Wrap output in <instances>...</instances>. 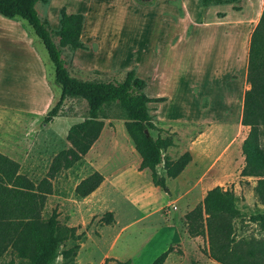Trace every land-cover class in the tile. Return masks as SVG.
Listing matches in <instances>:
<instances>
[{"label":"rangeland","instance_id":"374dc122","mask_svg":"<svg viewBox=\"0 0 264 264\" xmlns=\"http://www.w3.org/2000/svg\"><path fill=\"white\" fill-rule=\"evenodd\" d=\"M62 1L86 13L83 14L86 18L82 42L87 49L60 48L61 58L71 76L80 80L119 79L122 77L119 71L133 68L145 81L146 95L166 96V100L157 103L158 107L155 103L148 104L155 124L162 130L146 131L152 137L173 133V145L164 151L169 159L185 151L190 154L191 163L178 182H174L184 186L182 199L184 203L188 200L187 204L180 202L178 207L180 224L185 227L183 213L199 204L202 193L215 185L232 191L235 206L241 213L264 212V206L257 203L253 193L256 178L239 175L243 165L241 143L248 127L240 124V115L239 119L237 117L242 94L248 87L244 62L248 37L258 19L261 3L237 0L203 8L198 0H150L152 4L155 2L151 6H143L136 0H48L36 3L37 15L47 21L57 20L58 9L66 6L60 3ZM33 37L47 61L46 73L50 79L52 64L42 44ZM52 40L56 43L57 37L52 35ZM85 111L84 101L76 98H67L62 107V113L75 121L82 120ZM117 114L112 111L110 117L103 120L100 141L89 153L93 155L98 151L101 143L106 145L105 150L113 159L101 169L105 174L133 158L123 119ZM47 129L36 130L38 136L33 138L20 169L34 183L45 175L54 154L69 148L63 138ZM260 146L264 150L263 141ZM91 170L92 166L84 159L69 169H62L51 180L52 190L41 210L42 218L46 219L55 210L59 225L73 226L77 234H82L77 240L79 247L74 257L64 259L61 256L59 251L72 244L63 242L48 264H130V261L131 264H150L168 244L179 238L185 250H191V244L183 235L175 234L176 212L168 216L171 225L163 226L161 216L167 211L163 207L161 213L156 212L159 192L139 186L140 183L129 175L125 177L131 184L130 192L120 187L121 193L108 190L101 199V204L113 208L87 209L81 199L74 196L73 188ZM169 186L172 187V183L169 182ZM125 191L131 199H138L137 205L123 195ZM108 211L111 220L106 223L101 217H109ZM145 213L149 216L139 221ZM235 234L236 239L248 243L264 238V229L246 218L237 219ZM198 238L197 245L202 250L200 241L205 248L206 237ZM109 253L119 257L120 263L117 260L103 263ZM172 253L174 262L171 263V257L165 264H219L205 253L200 259L191 254L183 258L179 245L172 247ZM10 258L16 264H27L8 252L0 258V264Z\"/></svg>","mask_w":264,"mask_h":264},{"label":"trees","instance_id":"16d2710c","mask_svg":"<svg viewBox=\"0 0 264 264\" xmlns=\"http://www.w3.org/2000/svg\"><path fill=\"white\" fill-rule=\"evenodd\" d=\"M144 5L152 2L136 0ZM237 0H198L201 7L231 4ZM37 2L48 0H0V14L15 17L24 22L29 31L44 47L47 58L52 64L53 74L49 84L53 88L54 98L42 116V122L51 121L62 114L67 98L83 100L86 106L82 120L71 124L65 139L70 143L67 150H60L51 160L47 175L37 183L18 172V164L0 153V258L11 253L27 264H48L63 242L72 244L59 253L64 259L75 256L79 247L77 240L81 233L75 227L59 225L57 213L52 210L43 219L41 210L47 194L51 192L48 178L60 168L80 162L96 140L103 126V120L116 111L123 119V127L130 138L135 152L140 157L137 170L147 168L151 182L167 192L165 177L159 176L155 166L162 163L165 176L174 178L189 162L190 155L183 152L175 159L164 155L166 148L173 145V133L152 137L144 130L161 131L154 123L149 102L163 101V97H148L144 91V81L136 76L133 68L119 71L121 78L110 80H80L71 76L61 58L60 48L87 49L80 40L84 15L80 12L67 13L64 6L58 9V28L52 29L45 18L37 15ZM52 35L57 37L53 42ZM245 82L247 89L242 94L240 124L248 127L241 143L243 165L240 176L256 177L253 193L256 201L264 206V0L256 23L250 31L245 59ZM261 138V139H260ZM102 176L97 171L90 172L74 187L73 193L81 198L94 190ZM107 218L101 220L109 223ZM186 233L190 237L205 236L206 247L202 251L219 264H264V238L249 240L236 239L235 220L256 223L264 229V212L245 215L235 206L230 189L215 185L206 190L201 202L183 215ZM167 249L158 254L150 264H162ZM110 259H105L104 262ZM120 263L119 261H117ZM126 262V261H125ZM2 264H16L13 258Z\"/></svg>","mask_w":264,"mask_h":264},{"label":"crops","instance_id":"0c3cea01","mask_svg":"<svg viewBox=\"0 0 264 264\" xmlns=\"http://www.w3.org/2000/svg\"><path fill=\"white\" fill-rule=\"evenodd\" d=\"M60 3L66 5L65 10L67 13H72V12L74 13L80 11L82 12V14H86L83 9L73 7L72 5L67 6V2L62 1ZM154 3L155 2H153V4L151 5H154ZM151 5H143V6H151ZM85 18L83 21H85ZM48 24L52 29H57L58 16H57V20L55 21L49 20ZM83 25L80 33L81 41H84ZM74 50L76 51L78 49H74ZM46 64L47 61L45 57H43L41 52L38 50L35 39L28 31L26 26L18 18L5 17L0 14V153L17 162L19 173H21L20 169L22 163L25 161L26 156L29 154L33 138L36 135L38 136V131L36 130H40V127L45 128V130L46 128H49L47 130H52L53 132H55L58 136L63 138V140L70 147V143L65 139V135L68 127L71 124L78 122L75 121L74 118H72L71 116L63 113L61 115L54 116L49 122L46 123L42 122V116L51 105L55 94L53 88L49 84V78H48L49 76L46 73ZM145 88H146V84L144 81V88H143L144 93H145ZM163 96L164 95H162L161 97ZM154 97H160V96H154ZM163 98L164 100H166V96ZM151 103H155L157 106L158 102H149L148 104ZM239 115L240 114L238 110L237 111L238 119H239ZM164 120H171V119H163V121ZM35 123L38 124L35 125ZM60 126L61 129L59 131L58 129ZM102 132H103V126L96 140L91 144L87 152L81 157V161L85 159L86 162H88L92 166L91 172L97 171L102 176L101 182L94 190H92L86 196L79 198L81 199L82 204H85L88 207L87 209L89 210L92 209L98 210L103 206L112 207L107 204H101V199L104 197V195H107L108 190H113V192L121 193L118 191V188L120 187L124 189L126 188L125 190H127V192H130L131 189L129 187L131 186V184L130 183L128 184V181L125 177L126 175H129L131 178H134L133 180H135L137 184L140 183L139 186L145 187L151 192L152 190H154V192H159V195H157V193L155 194L157 195V197L159 196L160 199L159 205L156 207V212L161 213L160 211L163 210V207L167 211L166 215L163 216L161 214L162 225L170 226L171 221L169 220L168 216L169 214H171L172 211L176 212L174 219V222L176 223V227L174 229L175 234L177 233L178 235L182 234L183 237L187 240V242L191 244L192 248L189 251L185 250V248L182 246L181 238H179L180 240H178L175 243L168 244V246L165 249H167L170 246L171 251L167 254L162 264H165L171 257H173L171 263L174 262L175 255L172 253V247L175 245H179L180 251L182 253L181 257L183 256V258H186L190 254L193 255L195 259H200L202 256H204L202 254L204 252L202 250H199L197 245L199 242L198 237L201 236L190 237L186 233V228L183 227L182 224H180V220L177 218V210L178 207H180V202L181 204L184 203L182 199L183 196L182 192L184 191V189L182 188H184V186L179 184L175 185L174 182H178V180L180 179V177L182 176L188 165L191 163L192 161L191 157L189 162L184 166L181 172L174 178H169L165 176V171L163 169L162 163H159L161 164L160 166L159 164L155 166L156 173L159 176L165 177V186L167 188V192H164L161 190L159 186H156L151 182L149 176V170L147 168H144L142 170H137V166L139 165L140 162V157L135 152L132 142L130 138L127 136V134L126 136L125 135L124 136L131 143L133 150V158L130 160L126 159L123 163L119 164L115 168H112V170H110V172H108L107 174L102 172L101 169H103L105 166H108L113 159L112 156L110 157L107 154L105 150L106 145L104 143H101L99 145L98 151H96L93 155L89 154L92 147L96 145L98 141H100ZM56 154L57 153H55L54 156ZM76 163L71 164L67 168H60L58 172L54 173V175L51 178H48L51 185V190H52V183H51L52 178L56 174H58L62 169H69ZM47 171L43 177L47 175ZM84 177H82L81 179H83ZM242 177H252V176H242ZM169 182L172 183V187L169 186ZM206 190L202 193L201 200ZM127 192L125 191L122 193L126 198H130ZM48 195L49 194H47L46 197ZM180 196L182 201H180L181 200L179 198ZM131 200L134 204L136 203L137 205L138 203L137 198H133ZM185 203L187 204L188 200H185ZM190 207L191 206H189V208ZM187 211H185L184 213H186ZM148 214L149 213H145L144 215L140 216V218H138L140 219L139 221L145 220L149 216ZM200 247L201 249L204 248L203 245L201 244V241H200ZM174 250L177 251V249ZM107 258L110 259L109 261H113V260L118 261L120 259L119 257L113 256L109 253L107 257L104 258L103 263ZM131 263L132 262L130 261V264Z\"/></svg>","mask_w":264,"mask_h":264},{"label":"bare ground","instance_id":"6f19581e","mask_svg":"<svg viewBox=\"0 0 264 264\" xmlns=\"http://www.w3.org/2000/svg\"><path fill=\"white\" fill-rule=\"evenodd\" d=\"M253 3H255V4H257V5H259L260 3H261V6H262V0H253ZM256 7V6H255ZM260 10H261V8H260ZM259 10V11H260ZM260 14V13H259ZM239 62V61H238ZM245 62V61H244Z\"/></svg>","mask_w":264,"mask_h":264},{"label":"water","instance_id":"95a60500","mask_svg":"<svg viewBox=\"0 0 264 264\" xmlns=\"http://www.w3.org/2000/svg\"><path fill=\"white\" fill-rule=\"evenodd\" d=\"M144 132H145V133H147V131H146V130H144Z\"/></svg>","mask_w":264,"mask_h":264}]
</instances>
